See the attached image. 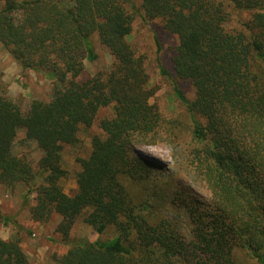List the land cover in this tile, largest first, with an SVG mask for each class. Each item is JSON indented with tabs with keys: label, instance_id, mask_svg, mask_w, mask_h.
Segmentation results:
<instances>
[{
	"label": "trees",
	"instance_id": "obj_1",
	"mask_svg": "<svg viewBox=\"0 0 264 264\" xmlns=\"http://www.w3.org/2000/svg\"><path fill=\"white\" fill-rule=\"evenodd\" d=\"M140 12L177 36L172 73H159L192 87L190 99L174 89L184 116L152 101L145 56L127 40ZM94 33L113 62L84 78ZM0 43L23 70L53 81L50 99L26 111L0 93V186L27 185L31 219L57 214L65 241L80 216L95 232L68 241L58 264H243L241 253L264 264V0H0ZM107 107L68 195L63 148ZM20 129L41 150L37 170L13 151ZM141 144L170 146L176 172L198 181L207 202ZM20 242L0 237V264L27 263Z\"/></svg>",
	"mask_w": 264,
	"mask_h": 264
},
{
	"label": "rangeland",
	"instance_id": "obj_2",
	"mask_svg": "<svg viewBox=\"0 0 264 264\" xmlns=\"http://www.w3.org/2000/svg\"><path fill=\"white\" fill-rule=\"evenodd\" d=\"M241 14L242 18L249 17L248 12ZM127 40L137 54L145 56L144 65L149 82L157 89L152 101L156 102L167 116H184L185 109L174 96V89L177 85L190 99L193 95L192 87L185 81L175 80L172 75L167 77L161 76L159 73V66L172 73L171 59L178 43L177 36L165 31L160 20H147L140 12L133 20L132 30ZM90 41L97 58L94 61H83L82 76L84 78L92 76L98 71L109 69L113 62L112 55L108 48L101 44L97 33L91 35ZM52 86L53 81L42 73L29 69L23 70L0 43V93L7 94L23 111H26L34 100H49ZM108 115H112L110 107L99 110L91 127L79 129V141L75 145L64 146L62 167L65 169L66 175L60 180V185L66 194L73 195L75 193L77 173L80 171L78 159L86 158L89 155L92 135L102 133L98 126L99 120ZM137 149L151 161L163 167L167 178L169 176L176 177V181L181 185L184 184L191 196L200 203L207 202L208 192L198 181L188 175L176 172L177 162L172 155L170 146L141 144L137 146ZM13 151L15 154L25 157L37 170V162L42 155L41 150L33 141L26 138L23 129L17 132ZM34 202V192L29 191L28 186L23 183H17L14 187L0 186V237L3 239L20 238L21 248L27 255L26 264H58L57 257L65 253L69 242L77 238L89 239L95 236L94 229L83 221V216H80L72 227L68 239L63 240L61 235L56 232V225L60 220L57 214H53L45 222H35L31 219L29 208ZM112 235L113 230L109 228L102 238H109ZM240 257L243 264H254L247 255L241 253Z\"/></svg>",
	"mask_w": 264,
	"mask_h": 264
}]
</instances>
